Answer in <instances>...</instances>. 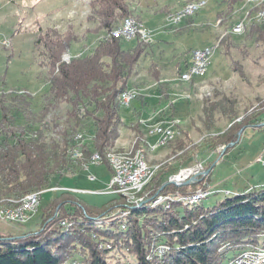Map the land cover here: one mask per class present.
<instances>
[{
    "label": "trees",
    "instance_id": "1",
    "mask_svg": "<svg viewBox=\"0 0 264 264\" xmlns=\"http://www.w3.org/2000/svg\"><path fill=\"white\" fill-rule=\"evenodd\" d=\"M233 5L220 19L233 13ZM89 9L86 20L93 26L90 33L102 36L90 52L67 56L72 46L80 43L73 28L66 32L53 27L37 31L34 46L48 84L45 105L38 113L33 111L34 96L29 92L14 89L0 94V212L17 207L26 196L55 187L56 181L91 165L94 153L101 155L103 164L111 169L106 156L115 148L124 127L120 96L128 90L142 59L152 54V45L135 38L137 45L127 50L125 39L112 36L114 28L135 17L128 0H90ZM245 38L264 45V26L255 22L247 25ZM219 46L228 56L232 48L230 36H224ZM232 65L233 71L247 82L244 68L238 62ZM148 70L162 97L168 100L158 65L152 62ZM257 102L241 118L235 100L208 102L203 108L206 132L214 130L218 112L232 125L222 133L205 137V149L217 151L226 147V156L239 144L238 133L242 129H264L260 127L264 123V100ZM63 105L68 106L69 130L60 132V141L47 142L45 133L36 131L34 126L45 128L49 115ZM170 110L169 121H173V103ZM87 126L92 129V143L80 146L75 138L86 134ZM131 129L136 137L133 151H139L143 135L137 126ZM180 133L182 139L175 144L181 154L175 159L181 161L191 153L196 155L199 146L185 144L189 134L182 129ZM167 146H172V142ZM78 147L80 158H70L68 154L72 155ZM171 166H159L144 197L150 200L156 195L196 194L212 183L209 174L199 182L177 186L166 178L175 170ZM43 207L37 231L14 240L0 237V264H130L126 261L129 256L134 257L136 264H225L247 250L264 249V187L225 195L213 206L174 201L167 207H128L118 196L97 207L61 192ZM124 211H129V215L112 216ZM66 217H75L72 225L63 227L56 223ZM161 245L169 248L162 257L157 254Z\"/></svg>",
    "mask_w": 264,
    "mask_h": 264
},
{
    "label": "rangeland",
    "instance_id": "2",
    "mask_svg": "<svg viewBox=\"0 0 264 264\" xmlns=\"http://www.w3.org/2000/svg\"><path fill=\"white\" fill-rule=\"evenodd\" d=\"M66 1L67 0L65 1L64 0H0V92L1 93L3 91L8 92L14 89L19 90L21 92L22 90L29 92L34 96L33 111L36 113H38L45 105V101H46L45 95L47 88L45 82L47 76L46 72L44 70L40 73L35 72L37 71L36 69L38 67L36 66V63L33 60V55H34L36 56V60L38 61L37 52L35 51L34 53L35 48L33 43L37 35L36 28L38 27V25L45 28L55 27L59 29L61 32H66L70 28H73L79 37L80 44L82 43L81 41H85L84 42L85 46L83 48L81 47L82 53L89 51L87 50L88 45L86 44V40H89V42L87 41L88 44H92L93 42H95L96 39L93 35L91 36V33H89L93 30L92 25H90L86 21V17H87L86 12L87 11L89 12L90 0L77 1L78 14L74 19L68 18L66 16L64 19H62L60 24L56 25L54 24V21L51 18L50 19L48 18L51 17L52 14L57 13L59 9L62 8L63 6L62 4L65 3ZM198 1H202V0H197L193 2H198ZM140 3H141L140 9L141 11H143L145 9H148V7H152L154 5L156 6L157 3L159 4L160 7H162L165 4V1L157 0L155 2L154 0H140ZM188 4H186L185 6H187ZM259 7L260 8L264 7V2L260 5L254 4V6H252L251 4H248L247 6H243L244 17L238 21L240 23L244 22V27L240 34L233 32L235 31L236 19L233 20V18H229L227 20L228 23L226 26H220L222 28L219 31V34L217 33L218 35L216 34V36L212 31L211 32L208 31L209 29H202V27L200 28L202 29L200 31L192 30L189 31L188 33H185V35H183V38H185L183 40L186 41L185 43L186 47L187 46L201 47L213 43L212 46H208V47H213L214 49H216V51L214 53L213 58L211 59L212 61L211 69L209 68L210 72L208 70L209 74L207 73L206 76L203 77V79L196 78V79H201V82H199L198 85L194 87V90L191 89L192 91L190 92L179 93L175 97L176 100L178 99L177 107L180 111V112L178 111L179 117L180 118L184 117V113H182L183 110L187 111V113L185 114L186 117L185 122H183L182 120L179 121L177 120L178 118L175 117L173 121H167V123L160 124V125H167L171 129L172 128L175 129L174 132L175 137L173 138V140H171L164 147H162L163 149H170V151L168 152L172 153L164 157L163 159L165 161L161 163V165L165 163L167 164L171 163L172 165L171 167L175 168V170L166 177V178L169 177L168 178L169 182L172 183L173 181H171V178L179 176L180 173L184 170L185 171L190 169L193 170L194 173L193 175L190 176V178H193L195 177L196 174L207 171L209 165L214 161L215 163L211 167L212 173H210L212 174L211 180L213 184L223 181L224 179H227L226 180L227 187L230 189H237L236 188L237 184L242 183L245 186L254 184L256 178H252L251 175H258V176L261 175L260 177H263L262 174L264 173V167L261 165V163L259 164L257 160L261 156V155L259 156L260 151L264 149V129L262 130L253 129V128L246 129V132L244 131L245 135L242 138L240 144H238L235 148L231 149L226 156L223 155L224 157L223 156L221 157V155L224 150L226 152V149H224L226 147L220 148L217 151H208L205 149L203 143V139L205 137L217 133H222L232 125L231 124L229 126L230 121L225 117H223L222 114L218 112L215 114L216 126L214 130L211 131L210 133L206 132L203 125V120H204L203 108L208 102L211 101L216 102L219 100H223L224 98L235 100L236 107L241 118L242 115L245 113V111L250 110L251 107L258 104L257 102L258 100H264V45L262 43H255L254 41L247 40L245 38L246 26L251 22H255L259 25L264 26V22H261L257 18V12L260 9ZM203 9H204V14L201 15L202 19H204L205 17V19L215 20L217 9L214 3L212 2L208 3L207 6L202 7L200 10L197 11V13ZM251 12H254V14L251 15ZM173 14L174 13H171L166 18V24L168 23L166 29L172 31H176L177 28H179V26L182 24V22H184L187 19H191L196 15L195 14L191 18H187L184 20L182 19L179 23H175L172 20ZM157 17L159 16L157 15ZM135 22L137 21L135 20ZM138 24L140 26H143L145 29H147L143 24L141 23ZM147 30L151 32V30L149 29ZM224 36H230V42L232 44V48L230 49V54L228 56L224 54L223 48L219 46ZM215 37L218 38L216 39ZM130 41L131 40L129 39H127V41L124 40V44L125 43H126L125 45L131 44ZM96 42L98 43V40ZM136 42L137 41L135 40L134 43ZM76 45L77 44L73 45L74 49L77 48L78 45L77 46ZM195 50H201V49H195ZM67 56H70V54L67 53ZM144 62L145 60L142 59V61L140 62V67L143 66ZM233 62H238L244 68L248 79L247 82L243 81L237 75V73L233 71L232 69ZM140 67L138 70H136V76H139L140 73L142 72ZM181 76L182 74L179 76L178 80L181 82H185L181 79ZM163 77H167V76L163 74ZM134 78L130 81L129 84V86L133 85L134 88L130 90L135 91L139 96H142L143 93H146L145 96H148L156 90L155 80L150 78L147 73L142 74L141 76H139V78H136V80ZM196 79H192L191 81ZM191 81H189L188 83H190ZM34 83H39L41 89L35 90L37 85H34ZM183 106L184 108L183 110H181ZM67 110H68V106L66 105L61 106L59 109L53 111L46 119L44 125L45 128L42 129L40 125H36L34 126V129L36 131L42 130L45 133V138L47 142H51L53 140L60 141V132L64 130L67 131L69 130L68 127L69 124L66 120ZM238 121H240V119ZM22 122L19 123L23 124ZM89 126H87V128L89 130H92L91 127ZM180 129L187 131V133L189 134V138H188L189 141L185 140L184 141L185 144L187 143L190 144V142H192L194 145L199 146V150L196 151V155L191 153L190 154L191 156H189L188 159H184L181 161L180 159H175V156L181 154V153H177L178 149H176V144H175V142L177 143L178 140L182 139V134L179 132ZM82 136L83 139H86V143L89 144L92 143L93 137L88 138L87 134L84 133H82ZM135 142H136V138H135ZM171 142H172V146H167ZM147 145L148 146L146 147V149L148 153L145 152V150L143 151V148L135 152L136 153L140 152L143 155L145 162L154 169L156 174L159 166H153L151 163L154 164L155 162H157L156 161L157 159L156 160L152 159L151 161L149 158L153 155L155 156L157 154L155 153L157 150L159 149L163 150V149L156 147V145L154 144H147ZM112 151L118 152L114 149ZM130 151L124 153L132 154L133 152V154H135L133 149ZM124 153H120V154H124ZM68 156L70 157L71 155L68 154ZM70 158L77 159L78 157H75L73 153V156ZM148 159L150 160V162ZM91 172L97 175L98 181L105 182V180L102 179L103 178L102 175L105 174L107 175L108 173L104 170V168H102L101 174L100 172H96L93 169L91 170ZM189 179L187 178L184 181H187ZM197 179L200 180L201 177H197ZM247 180L250 184L247 182ZM59 181H56L55 184L57 185L61 184ZM56 186L42 192H36V193H41V206L38 214L34 217L33 221L35 224L39 223L40 221L41 211L44 208L43 206L46 205V203L50 199L57 196ZM200 194H201L200 197L202 198L196 200L197 201L196 203H189L185 201L184 198H186L187 196L172 195V196H168L167 204L162 203L161 205H165L167 207V205L171 204L174 201H180V202L188 203L190 205H197L201 202H204L205 206H213L222 199H224L225 195L229 196L232 193H228V194L220 193L216 195L217 191L209 190L203 193L192 194V196H196ZM108 197L109 196L95 195V197H91V198L95 200L94 204L99 206L107 203L109 201ZM112 197L113 196H110V198ZM14 204H16V202H14ZM151 205L154 206L153 204ZM161 205H155V207ZM125 213L127 214L126 216H128L130 212L127 211ZM121 217H123V215ZM74 218L75 217L61 218L58 221H56V223L61 225L63 220H67L68 224L72 225L71 220H74ZM260 248L256 247L247 250L238 257H241L242 255H244L245 253L251 250H258ZM166 251L161 252V247H160L157 251V254L160 257H162L166 254ZM238 257H236L235 259H237ZM126 261H129L130 264H136V260L134 259V257L131 256H129L126 259Z\"/></svg>",
    "mask_w": 264,
    "mask_h": 264
},
{
    "label": "crops",
    "instance_id": "3",
    "mask_svg": "<svg viewBox=\"0 0 264 264\" xmlns=\"http://www.w3.org/2000/svg\"><path fill=\"white\" fill-rule=\"evenodd\" d=\"M77 1L78 0H67L65 3L62 4L63 5L62 8L59 9L57 13L52 14V16L48 18L49 19L51 18L54 21V24L56 25L60 24L62 19H64L66 16L72 19L76 18V15L78 14ZM154 1L156 2L157 0H154ZM164 1H165V4L162 7H160L159 4L157 3L156 6L154 5L152 7H148V9L141 11L140 0H128V2L131 5V9L134 11L135 20L143 24L147 29L151 30L152 37H153L152 39L155 40V41L152 40V42L150 43L152 45V48L150 49L151 50L150 52L152 54H150L146 58H143L145 60L143 66L140 67V64H139V67L142 71L139 76H141L144 73H147L148 76L152 78L149 74L148 69L152 62L156 63L159 68L161 83H163V90L166 91V93L169 96H168V100L164 99L162 97L161 89L156 87V90L152 92L150 95L145 96L146 93H143V95L140 96L141 98L137 97L138 99L136 98L137 100L135 99V101L131 104L129 108H122L121 118H122V122L124 123V127L120 131V136L118 140L116 141L115 148H114V150L120 153L129 152L130 150L133 149L135 138H136L135 132L131 129V127L133 126L135 127L137 126L138 130L142 133L143 135L142 148H143V151L145 150V152H147V149H146V147L148 146L147 144H154L157 140L156 136L150 135L152 127L156 125L160 126V124L167 123V121L170 120L169 118L171 115V110H170L171 103L174 104L175 117L178 118L177 120L179 121L182 120L183 122H185L186 120L185 114L187 113V111L183 110L184 108L183 106L181 110H183L182 113H184V117L182 118L179 117L180 111L177 107L178 99L176 100L175 97L179 93H182V92L187 93V92L192 91L191 89L194 90V87L198 85V83L201 82V79L203 78L193 80L190 83L181 82L178 80L180 76L178 75V73L184 72L186 68L190 65L192 50L203 49L205 47L212 46L213 43H210V44H207L201 47H193V46L186 47L185 46L186 41L183 40L185 39L183 38V35H185V33H188L189 31H192V30L200 31L202 29H209L208 31L210 32L212 31L214 35L216 36V34L217 33L219 34V31L222 28L220 26H226L228 23L227 20L229 18H233V20L236 19L235 21L237 23L239 20H241L244 17L243 6H244L245 1L236 2L235 0H205L207 4L212 2L216 6L217 12H216L215 20L205 19V17L204 19H202L201 15L204 14V9L206 8L205 7L203 10L198 12L193 18L187 19L184 22H182V24L179 26V28H177L176 31H172V30L166 29V27L168 26V23L166 24L167 16L183 8L186 4L193 2V1H197V0H164ZM231 4L232 5L234 4L233 13H231L229 17L225 19H220L221 14H223L225 10H227L231 6ZM89 12H90V9H89ZM89 12L88 11L86 12L87 16ZM157 15L159 17H157ZM203 26H206V27H203ZM201 27L202 29H200ZM39 28H45V27H41L38 25V27L36 28V34ZM99 36H96V35L94 36L96 38L95 42L99 39ZM215 38L217 39L218 37H215ZM35 40L36 38L34 39L33 43L35 42ZM87 41L89 42V40H86V44L88 45L87 50H89L88 52H90L96 47L97 42L88 44ZM81 42H82L81 44L80 43L77 44L78 46L76 45L77 46L76 49H74V47L72 46L71 52L68 53L70 54L71 57H77L82 54V48L85 46V43H84L85 41H81ZM134 42L135 40L133 39L130 41L131 44L125 45L126 44L125 43L124 48L125 49L127 48V50L133 49L137 45V42L136 43ZM35 51L36 49L34 50V53ZM33 60L36 63V66L38 67L36 69L37 71L35 72L37 73L42 72L44 69H42L39 66L38 64L39 60L37 61L36 56L34 55H33ZM139 67L137 68V70L139 69ZM210 69H209V72H210ZM163 74H165V76L167 77H163ZM139 76H136L134 79L136 80V78H139ZM45 82L48 87L47 80H45ZM34 85H37L35 90L41 89V86L39 85V83H34ZM133 88L134 86L132 85V86H129L128 89H133ZM85 132L88 138L93 137L92 130L87 129ZM245 132L241 136L240 142L242 141V138L244 137ZM168 151H170V149L157 150L155 152L157 153L155 155L156 157L153 155L149 158L151 161L152 159L154 160L157 159L156 160L157 162H155L154 164L153 163L151 164L153 166H160L161 163L165 161L163 158L166 157L167 155H170L171 152H168ZM259 156L262 157L264 160V149L260 151ZM102 168H104V170L108 173L107 175L106 174L102 175L103 176L102 179L105 180V182L98 181L97 175L91 172V170L93 169L94 171L100 172L101 174ZM262 175L263 177H260L261 175L260 176L251 175L252 178H256V181H254V184L248 185V186H245L242 183L237 184L236 185L237 189L228 188L227 181H226L227 179H224L223 181H220L218 183H214V184L211 183L209 187L212 190L218 191V192L228 191L232 194H240L242 192L250 191L251 189H254V188L264 187V173ZM111 180H112V171L109 166L105 164H101L98 166L91 164L86 167H83L82 170L79 172L75 171L73 175H68L66 177H63V179L59 181L62 185L59 184L56 186V188H58L56 191L57 193L56 195H58V193H61V192H68L72 196L84 201L85 203L89 205L98 206L94 204L95 200L91 197H95V195L109 196L108 202L118 198V195L110 193L109 187H110ZM110 196H113L112 197L113 199L110 198ZM101 206L103 205H99L98 207H101ZM33 220L34 218L25 225H17V224L5 223V222L0 223V237L6 238V239L10 238L14 240V239L23 238V237L28 236L30 233H33L39 229V223L35 224Z\"/></svg>",
    "mask_w": 264,
    "mask_h": 264
},
{
    "label": "built area",
    "instance_id": "4",
    "mask_svg": "<svg viewBox=\"0 0 264 264\" xmlns=\"http://www.w3.org/2000/svg\"><path fill=\"white\" fill-rule=\"evenodd\" d=\"M206 5H207L206 1H202V3H197V7H202ZM193 10H185V14L183 15L192 13ZM124 28L130 32L131 38H137V40L140 42L151 43L153 40L152 35L132 34L129 25ZM211 53H215V49L211 51H202V50L192 51L190 65L186 68L183 74H192V75L200 74L203 70L209 69L211 67V63H210ZM121 100H122V104H126L127 107H130L132 104L131 97H127V90H125V99H121ZM152 130L153 132H161L162 130H169L168 139H170L171 134L175 132V129L158 128V125L152 127ZM166 140L167 139H160L159 142L154 143V145H157L161 142H165ZM258 162L261 163V165L264 167V160L262 157L259 158ZM108 163L110 166H115V180H111L110 182V187H109L110 193L118 194V196H121L125 201H127L128 207L144 206L145 204H153V203L167 204L168 196H172V195H158L148 200L146 197L143 196V194H136V186H143L146 180H152L150 179L151 169H148V166H145V164H143V160L140 162V164L135 165V168H128L125 165H120L119 161L108 162ZM101 164H103V158L101 157V155H96L94 165L98 166ZM191 175L185 177L182 172V175L171 178V181L180 184L181 182H184V180H186L187 178L189 179ZM123 189H133V196H123ZM209 190L212 189L208 187L207 189L198 190L195 193H203ZM220 193L228 194L230 192L217 191V194ZM175 195L187 196V202L189 203L197 202L192 200V194H184V195L175 194ZM40 206H41V194H39L37 198L29 199L25 209H16V207H10V213H7L5 216L0 217V223L5 222V223H11L17 225H25L29 223L38 214ZM124 213L125 211L120 213H113L112 216H119ZM112 216H105L104 218H110ZM66 225H68V221L63 220L61 226L65 227ZM168 249L169 248L167 246L161 245V252L166 251ZM257 257H258L257 254H253L252 256H250V262H233L231 264H254Z\"/></svg>",
    "mask_w": 264,
    "mask_h": 264
},
{
    "label": "bare ground",
    "instance_id": "5",
    "mask_svg": "<svg viewBox=\"0 0 264 264\" xmlns=\"http://www.w3.org/2000/svg\"><path fill=\"white\" fill-rule=\"evenodd\" d=\"M202 1L191 2L187 6H185L183 9L174 12V14L172 15V20L175 23H179L182 19L184 20V19L193 17L197 13L198 10H200L202 7H204V6L197 7V3H202ZM263 2H264V0H245L244 6H247L248 4H251L252 6H254V4L260 5ZM185 10H193V11H192V13H188L186 15H183V14H185ZM257 18L261 22H264V7L260 8L259 11L257 12ZM128 25L130 27V30H131V33L132 34H135V35H144V34H146V35H152L151 32H149L143 26H140L137 22H135L134 19L128 18V19L124 20L119 26H117L118 28H116V29H114L112 31V36L115 37V38H123L125 40H127V39H129V40L135 39V38H131L130 37V32L127 31L124 28V27H127ZM243 27H244V22H241V23L238 22V23L235 24V31H233V32L240 34L241 31H242V29H243ZM213 49H214L213 47H206V48L201 49V50L202 51H211ZM215 51H216V49H215ZM213 56H214V53H211L210 54V63L212 62L211 59L213 58ZM208 70L209 69H205L200 74H194V75H192V74H183L182 73L181 79L183 81H185V82H189L192 79L203 78L208 73ZM138 96L139 95L135 91L130 90V89L127 90V97H131L132 103L135 101V99ZM121 99H125V91L120 96V104H121V107L122 108H129V107L126 106V104H122V100ZM158 128H170V127H168L167 125H160V126H158ZM150 135L157 136L158 137L157 138V142H159L160 139H167L165 142H161V143H159V144L156 145V147H159V148L164 147L168 142H170L171 140H173V138L175 137V133H173V134H171V138L168 139V137H169V130H162L161 132H153V130H152L150 132ZM75 140H78L80 142V146L83 145V143H86V141H85L86 139L84 140L83 139V136L81 134L77 135L76 138H75ZM73 153H74V156L75 157H78V158H80V156L82 155L81 150L79 149V147H78L77 150H74ZM73 153H72V155L70 153L71 157L73 156ZM96 155H99V154L94 153L92 155L90 164H94L95 163V156ZM106 159H107L108 162H116V161H119V164L120 165H125L128 168H135V165L140 164V162L143 160V164H145V166H148V169H151V171H150V179H152L153 176L155 175L154 169L145 162L144 157H143V155L140 152H137V153L135 152V154H133V152H132V154L131 153H129V154H127V153L120 154L118 152L111 151V152H109L107 154ZM111 169H112V172H113L112 180H115V166H111ZM189 171H191V172H189ZM193 173H194V171L190 169V170L184 171L183 172V175L185 177H187V176H189V175H191ZM150 182H151V180H146L144 182L143 186H136V194H139V193L140 194H143V191H144L145 187ZM39 194H41V193H34L33 195L30 194V196L25 197L20 202L21 204H19L16 207V209H25L26 206H27V204H28V200L29 199L37 198L39 196ZM123 196H133V189H123ZM200 196H201V194L200 195H196V196H192V200L193 201H196L199 198H202ZM184 200L187 201V197L184 198ZM191 203H196V202H191ZM161 204L162 203H155V204L153 203V205H154L153 207H155V205H161ZM137 207H139V206H137ZM7 213H10V208L9 209H6V210H3L2 212H0V217L5 216ZM122 215H123V217H125L127 214L124 213ZM68 225H66L65 227H67ZM253 254H257V256H258L256 258V261H255L254 264H264V249L263 248H260L258 250H251V251L245 253L244 255H242L241 257H238L234 261L229 262L227 264H231L233 262H250V256H252Z\"/></svg>",
    "mask_w": 264,
    "mask_h": 264
},
{
    "label": "water",
    "instance_id": "6",
    "mask_svg": "<svg viewBox=\"0 0 264 264\" xmlns=\"http://www.w3.org/2000/svg\"><path fill=\"white\" fill-rule=\"evenodd\" d=\"M260 127H264V123L260 126ZM245 129H242L239 133H238V136L241 138V135L244 133ZM234 146V145H233ZM226 149V148H224ZM225 154V150L223 151L221 157ZM219 161V160H217ZM215 166V165H214ZM212 171V168L208 169L207 171L205 172H202V173H199V174H196L195 177L193 178H190L189 180L187 181H184V182H181L180 184H178L177 182H172L173 184L175 185H179V186H185V185H189V184H192L193 182H199L201 180H203L205 177H207ZM184 172V171H182ZM182 172L180 173V175H182ZM197 177H201L200 180L197 179Z\"/></svg>",
    "mask_w": 264,
    "mask_h": 264
}]
</instances>
